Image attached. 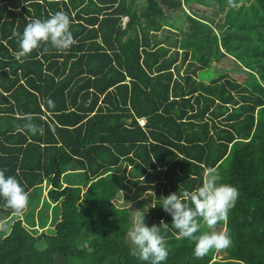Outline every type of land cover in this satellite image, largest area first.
Here are the masks:
<instances>
[{"label":"trees","instance_id":"trees-1","mask_svg":"<svg viewBox=\"0 0 264 264\" xmlns=\"http://www.w3.org/2000/svg\"><path fill=\"white\" fill-rule=\"evenodd\" d=\"M234 3L0 0V170L29 193L21 216L0 197V264H146L128 238L142 219L162 264H264V0ZM57 11L76 43L18 62L13 31ZM25 114L44 135L20 131ZM206 170L239 193L220 260L194 257L159 201Z\"/></svg>","mask_w":264,"mask_h":264},{"label":"clouds","instance_id":"clouds-1","mask_svg":"<svg viewBox=\"0 0 264 264\" xmlns=\"http://www.w3.org/2000/svg\"><path fill=\"white\" fill-rule=\"evenodd\" d=\"M235 6L234 0H228ZM72 20L63 11H57L46 19H33L27 23L22 33L13 31L17 38L19 50L13 53L15 59L25 63L30 54L42 45H50L59 53L66 54L76 43L71 32ZM48 48L45 47L44 51ZM49 108L55 104L48 99ZM26 121L20 131L35 136L44 135V128L33 123L32 114H25ZM219 176L214 170H206L202 185L195 191L182 194L171 193L160 197L161 207L172 217V226L178 230V239H188L194 243L193 255L204 258L210 251L217 252L231 246V237L226 232L215 231L218 223L227 222L229 211L235 207L239 193L229 184L219 183ZM0 197L4 200L3 207L10 209L16 216L23 215L29 204V193L25 191L15 176H6L0 170ZM201 222L208 231H201ZM161 224L165 225L163 221ZM4 225L0 224V229ZM130 254L146 264H162L169 255L167 244L160 227H149L145 219L135 222L128 231Z\"/></svg>","mask_w":264,"mask_h":264},{"label":"rangeland","instance_id":"rangeland-1","mask_svg":"<svg viewBox=\"0 0 264 264\" xmlns=\"http://www.w3.org/2000/svg\"><path fill=\"white\" fill-rule=\"evenodd\" d=\"M176 18L179 20V21H182V22H188L189 21V18H192V17H190V15H186V14H184L182 11H178L177 12V14H176ZM144 194V193H143ZM130 203H132V204H129L130 206L132 205L133 206V208H135L136 207V209H139V207H138V204H136L134 201H129ZM51 205H52V207L51 208H53L55 205H56V203L55 202H52L51 203ZM135 209V210H136ZM49 211H51V209L49 208ZM23 215H24V213H23ZM35 219H36V221H37V219H38V217H39V214H38V211L35 213ZM43 247V246H42ZM224 252H222V251H219L215 256H216V259L217 260H220V259H222V257L224 256ZM229 264H231L230 263V261H229Z\"/></svg>","mask_w":264,"mask_h":264},{"label":"built area","instance_id":"built-area-1","mask_svg":"<svg viewBox=\"0 0 264 264\" xmlns=\"http://www.w3.org/2000/svg\"><path fill=\"white\" fill-rule=\"evenodd\" d=\"M128 20V18L127 17H125V22ZM145 119L144 118H142V119H140V122L142 123V124H144L145 123Z\"/></svg>","mask_w":264,"mask_h":264}]
</instances>
